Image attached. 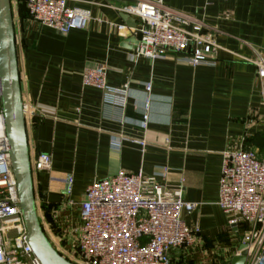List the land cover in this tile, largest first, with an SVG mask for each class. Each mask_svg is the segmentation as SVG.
I'll return each instance as SVG.
<instances>
[{
    "label": "crops",
    "instance_id": "crops-1",
    "mask_svg": "<svg viewBox=\"0 0 264 264\" xmlns=\"http://www.w3.org/2000/svg\"><path fill=\"white\" fill-rule=\"evenodd\" d=\"M137 1L68 0L92 21L67 35L35 23L24 4L13 9L22 100L33 112L26 118L31 161L41 153L52 159L50 170L34 176L40 223L58 252H70L88 186L121 171L151 176L164 168L159 182L197 204L183 216L196 243L174 263L230 264L242 243L218 205L222 161L239 150L264 155V87L251 62L264 61V0H161L197 18L219 45L213 64L196 67L172 52L136 57V38L110 29V22L128 26L121 11ZM97 65L120 90L115 104L82 83Z\"/></svg>",
    "mask_w": 264,
    "mask_h": 264
},
{
    "label": "built area",
    "instance_id": "built-area-1",
    "mask_svg": "<svg viewBox=\"0 0 264 264\" xmlns=\"http://www.w3.org/2000/svg\"><path fill=\"white\" fill-rule=\"evenodd\" d=\"M11 1L13 9L24 4L31 20L63 35L83 30L92 21L88 11L70 8L68 0ZM121 12L137 19L136 28L111 22L108 26L121 38L137 39L136 57L156 60L172 52L193 67L214 63L220 47L194 16L168 8L161 0H139ZM251 62L257 66L264 87V61ZM82 83L101 90L105 102L115 104L120 90L108 85L106 66L87 68ZM146 92H151L150 84H146ZM150 103L148 97L141 122L144 128ZM23 110L25 118L33 114L25 101ZM120 143V138L112 140L113 147L118 148ZM31 167L33 178L50 170L51 156L39 154ZM166 174L164 168L151 176L121 171L88 186L80 204L83 225L74 248L61 254L74 264H178L174 256L196 243V233L183 216L194 211L197 204L185 202L180 189L161 184L158 179ZM218 205L230 218V226L237 228L247 251L246 264H264V155L245 150L224 154ZM0 264H42L27 242L5 131L1 83Z\"/></svg>",
    "mask_w": 264,
    "mask_h": 264
},
{
    "label": "water",
    "instance_id": "water-1",
    "mask_svg": "<svg viewBox=\"0 0 264 264\" xmlns=\"http://www.w3.org/2000/svg\"><path fill=\"white\" fill-rule=\"evenodd\" d=\"M121 17L128 27L136 28L137 22L130 15L123 14ZM128 41L132 42L133 40ZM134 41L136 44L138 43L136 39ZM0 83L11 167L27 229V242L42 264H74L54 248L46 236L38 216L11 0H0ZM234 230L237 232L236 227ZM246 262L247 251L242 245L239 254L233 258L230 264H246Z\"/></svg>",
    "mask_w": 264,
    "mask_h": 264
},
{
    "label": "rangeland",
    "instance_id": "rangeland-1",
    "mask_svg": "<svg viewBox=\"0 0 264 264\" xmlns=\"http://www.w3.org/2000/svg\"><path fill=\"white\" fill-rule=\"evenodd\" d=\"M234 237H237V234L233 233Z\"/></svg>",
    "mask_w": 264,
    "mask_h": 264
}]
</instances>
